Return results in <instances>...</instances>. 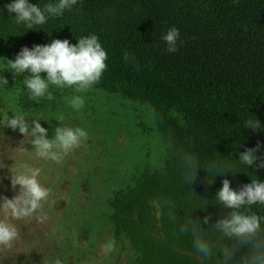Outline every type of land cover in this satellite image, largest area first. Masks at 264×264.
<instances>
[{
    "label": "trees",
    "instance_id": "16d2710c",
    "mask_svg": "<svg viewBox=\"0 0 264 264\" xmlns=\"http://www.w3.org/2000/svg\"><path fill=\"white\" fill-rule=\"evenodd\" d=\"M12 2L0 0V45L18 55L24 47L31 50L56 39L76 45L96 35L107 53V68L89 89L152 107L168 155L159 168L135 169L129 184L107 199L112 239L127 242L130 264H222L219 249L233 246L237 253L231 264H242L250 246L211 226L232 211L216 197L223 180L237 192L252 180L264 182V168L239 160L258 144L256 155L264 160V131L245 128L248 119L264 127V0H77L33 29L16 23V13L6 8ZM28 2L43 9L58 0ZM172 27L180 32L178 51L168 53L162 35ZM28 75H18L14 94L22 112L48 104L46 98H29L23 83ZM184 154L199 164L192 184L184 178ZM241 211L264 217L259 203ZM205 216H210L208 224ZM193 220L201 222L203 238L213 248L209 259L194 248L190 227L180 231Z\"/></svg>",
    "mask_w": 264,
    "mask_h": 264
},
{
    "label": "rangeland",
    "instance_id": "374dc122",
    "mask_svg": "<svg viewBox=\"0 0 264 264\" xmlns=\"http://www.w3.org/2000/svg\"><path fill=\"white\" fill-rule=\"evenodd\" d=\"M16 56L0 45V120L18 114L33 126L32 120L40 119L49 139L57 127H79L87 131L88 139L56 163L36 158L31 138L18 129L0 126V197L17 194L19 185L12 189L11 176L22 172L24 164L40 168L38 179L50 189L43 221L35 216L10 221L19 237L12 248H0V264H55L57 259L61 264H130L133 253L123 238L114 251H102L112 239L107 199L129 184L135 169L159 168L168 155V145L153 124L152 107L100 90L76 92L75 87L51 86L55 99L44 108L22 112L14 101L18 75L7 69V62ZM74 95L85 100L80 110L68 102Z\"/></svg>",
    "mask_w": 264,
    "mask_h": 264
},
{
    "label": "clouds",
    "instance_id": "9594fccd",
    "mask_svg": "<svg viewBox=\"0 0 264 264\" xmlns=\"http://www.w3.org/2000/svg\"><path fill=\"white\" fill-rule=\"evenodd\" d=\"M77 4V0H58V3L45 4L43 9L38 5L31 4L28 0H13L6 5L7 11L16 13V23H24L28 29H33L34 25H43L48 17H59L63 12L70 10ZM180 32L177 28H170L166 34L162 35V40L167 44V52L178 51L177 41ZM124 60L130 59L125 53ZM107 53L102 48L96 35L84 37L78 40L76 45H72L68 40H53L50 45H36L33 49L22 48L15 60L7 62V69L15 75L30 73L28 78L23 80L29 92V98L39 102L40 99H55L50 86L56 88L75 87L76 92H84L98 83L104 70L107 68L105 61ZM41 73H46V78H42ZM5 84L8 83L4 80ZM69 104L74 110L84 107L85 100L80 95H74L69 99ZM30 126L23 115L14 114L12 118L8 115L0 120V126L19 132L30 139L32 152L36 158L62 163L65 157L80 148L88 139V133L82 128L57 127L54 130V137L48 138V131L41 126L40 119H33ZM245 128L254 131H264L258 119H248ZM260 145L256 148L246 149L239 155V160L245 165L257 168H264V160L256 155ZM259 161V163H257ZM182 163L185 168V181L190 184L196 178L199 164L195 156L184 154ZM23 171L11 176V186L15 190L19 185V191L13 198L0 197V248L10 249L13 242L19 237L18 230L10 221L21 220L35 216L43 221L44 204L50 196V189L45 188L40 183L38 177L41 169L33 168L24 164ZM215 168V165H210ZM195 174L194 178L192 174ZM235 174V173H234ZM222 188L218 191L217 199L223 208L231 209L230 218L218 220L214 226L216 231L224 237L235 239L239 245L250 246L251 253L242 258V264H264V232L261 229V221L264 217L256 214H245L241 209L254 204L264 205V182L252 180L241 190L234 191L230 187L228 179L223 180ZM210 216L203 218V223L208 224ZM193 235V246L197 253L205 259L211 258L213 248L202 235L201 222L198 220L189 221L180 229L182 233L189 231ZM116 241L109 239L103 246L102 251L108 254L115 250ZM222 255V264H231L235 259L237 248L223 247L219 249ZM55 264H61L59 259Z\"/></svg>",
    "mask_w": 264,
    "mask_h": 264
}]
</instances>
